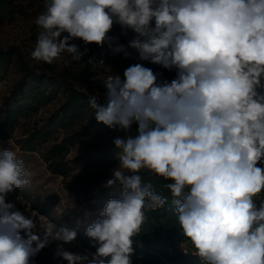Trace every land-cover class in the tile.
Segmentation results:
<instances>
[{"label": "clouds", "instance_id": "clouds-1", "mask_svg": "<svg viewBox=\"0 0 264 264\" xmlns=\"http://www.w3.org/2000/svg\"><path fill=\"white\" fill-rule=\"evenodd\" d=\"M45 8L32 61L65 53L81 61L88 45L106 43L128 58L109 35L118 24L136 34L128 47L139 59L176 78L137 63L106 77L103 100L88 98L98 123L124 133L113 140L119 164L105 182L120 194L85 230L95 252L66 249L75 230L38 225L8 200L30 187L31 173L0 150V264H35L53 243V259L67 264H133L145 213L168 203L142 170L170 181L163 187L202 264H264V0H45Z\"/></svg>", "mask_w": 264, "mask_h": 264}, {"label": "trees", "instance_id": "trees-1", "mask_svg": "<svg viewBox=\"0 0 264 264\" xmlns=\"http://www.w3.org/2000/svg\"><path fill=\"white\" fill-rule=\"evenodd\" d=\"M45 11V0H0V22L14 21L18 17L35 21ZM34 26L42 30L35 22ZM109 35L115 38L114 44L124 45L130 53L125 29L116 24ZM88 48V55L81 61H71L66 53L64 62L52 64L31 63L17 48L0 49V140L14 139L24 152H39L49 170L64 179L70 177L72 170L68 153L88 137L98 134L107 136L106 142L97 147L102 154L118 151L113 140L124 133L98 123L88 104L90 95H97L103 100V83L108 75L122 74L130 65L139 63L154 73H161L162 80L170 82L176 78L175 70L168 71L147 60L136 61L131 56L125 58L123 52L114 53L107 43L103 47L91 44ZM90 57L94 61L89 62ZM8 74H12L13 78L4 89L1 83ZM43 108L46 109L44 115L41 113ZM19 130L21 132L17 133ZM131 134H135V127ZM110 174L91 173L75 179L74 183L84 189L103 183L97 205L103 209L106 202L118 197L121 191L120 185L105 186ZM140 174L145 181H152L157 192L168 197V203L163 208L145 213L147 220L141 233L133 238V264H202L193 254L194 250L181 245L187 242L171 204V194L163 187L170 181L156 177L147 170H142ZM35 206L62 226L46 206ZM76 239L95 252L85 233L77 232Z\"/></svg>", "mask_w": 264, "mask_h": 264}, {"label": "rangeland", "instance_id": "rangeland-1", "mask_svg": "<svg viewBox=\"0 0 264 264\" xmlns=\"http://www.w3.org/2000/svg\"><path fill=\"white\" fill-rule=\"evenodd\" d=\"M40 29L34 26V19L18 17L14 21L0 22V49L17 48L22 51L31 63H37L30 59V52L35 46L36 38ZM125 35L129 43L136 35L131 29L125 30ZM81 51L85 45L83 42L76 43ZM88 47V46H87ZM132 59H139L135 49L130 48ZM66 54V53H65ZM65 54L55 62L62 63L65 61ZM13 75L8 76L2 81V87H8L12 81ZM6 89V88H4ZM46 109L43 108L41 113L44 115ZM21 132L19 130L17 133ZM107 136L98 134L88 137L77 143L71 148L67 159L69 160L72 170L70 177L64 179L63 176L52 173L45 160L39 152H24L17 145L14 139L0 140V150L9 149L16 153L17 159L24 161L25 168L31 173V185L27 189H16L8 195V200L15 201L17 207L28 216H35L38 225L46 224L51 221L35 204L46 206L51 214L57 218L63 227H68L76 232L85 233L102 211L97 205L103 183H96L89 189L80 188L75 185V179L85 175L97 172L111 173V170L119 164L116 153L102 154L97 147L106 142ZM72 182V184H69ZM33 201L35 204H33ZM46 219H40V217ZM57 227H60L57 225ZM42 230V229H38ZM182 247L194 250L190 243H182ZM64 247L70 251L81 253L84 251L92 252L85 248L77 239L71 244ZM56 244L53 243L44 248L35 258V264H67L66 261L53 259Z\"/></svg>", "mask_w": 264, "mask_h": 264}]
</instances>
